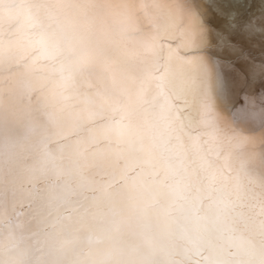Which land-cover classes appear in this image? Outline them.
<instances>
[{"label":"bare ground","instance_id":"obj_1","mask_svg":"<svg viewBox=\"0 0 264 264\" xmlns=\"http://www.w3.org/2000/svg\"><path fill=\"white\" fill-rule=\"evenodd\" d=\"M14 2L26 5L36 0ZM72 2L89 5L92 32L108 39L126 35L131 45L135 33L126 32L128 20L125 14L116 11V0ZM134 2L139 8L142 0ZM216 2L251 4L250 8L227 11L236 12L238 20L255 14L256 26L262 23L259 19L261 0ZM39 20L45 25L50 22L43 13ZM33 22L24 11L12 18H0V91L9 113L0 135L15 146L17 160L27 169L36 190L73 203L61 206L57 213L55 206L59 200H55L52 216L38 215L34 205L30 207L26 201L17 204L10 212V219L13 224H20L16 234L23 237L19 240L21 249L39 255L36 249L43 248L47 252L49 248L66 246L73 250L65 260V264H69L76 259V254L81 262L107 258L123 243L129 247L139 245L144 264H151L153 260L158 264H210L212 251L229 264H236L245 258L243 248L249 244L259 245V223L264 220V98L261 96L264 79L251 88L247 85L234 88L229 100L230 110L220 107L215 111L207 108L202 111L200 128L192 135L200 136L201 129L211 131L206 118L214 120L220 129L215 137H200V153L213 161L216 179L211 181L206 172L191 176L184 181L189 185L182 192L185 199H177L173 193L182 172L166 167L155 149L150 148L148 140L142 147L135 145L127 159L120 160L115 180L93 165L94 160L116 158L112 150L117 147L115 125L120 121V112L97 95V92L103 93L105 87L111 88V83L107 80L101 83L96 77L77 78L74 89L65 91L57 71L59 60L45 58L42 50L26 39L34 31L30 28ZM259 39L256 35L253 42ZM253 55L258 57L259 49L254 50ZM132 86L128 81V87ZM69 92L74 93V98L65 100L63 97ZM85 98L87 104L83 102ZM138 124L143 126V120ZM122 147L126 149L127 145ZM106 194H120L129 205L118 217L119 233L114 229L108 231L101 223L109 213ZM220 200L235 203L231 214L236 231L231 234L232 238L228 233L213 236L212 251L206 239L198 238L191 231L186 238L174 230L169 235L165 229L166 221L182 219L177 205L187 207L190 202L199 210L198 215L203 216L211 214ZM73 206L79 211L71 212L69 209ZM134 210H143V218L137 219ZM59 216H72L73 220H64L61 224L57 222ZM77 217L83 219L78 222ZM65 225L69 227H63ZM6 231L5 227V235ZM157 231L159 238L151 245L145 244L144 237ZM65 240L71 243L64 245Z\"/></svg>","mask_w":264,"mask_h":264},{"label":"snow or ice","instance_id":"obj_2","mask_svg":"<svg viewBox=\"0 0 264 264\" xmlns=\"http://www.w3.org/2000/svg\"><path fill=\"white\" fill-rule=\"evenodd\" d=\"M251 6L221 4L216 0H151L150 3L142 0L137 8L134 0H116V11L125 14L128 20L126 32L135 33L131 45L126 35L108 39L92 32L89 5L72 0H36L26 5L0 0V18H12L21 11L28 14L34 21L30 25L34 31L26 39L38 46L45 58L59 60L57 71L65 91L74 89L77 78L96 77L101 83L110 81L111 88L105 87L103 93L97 92V95L120 112V121L115 125L117 147L112 150L116 158L94 160L95 167L115 180L120 160H126L135 145L142 147L148 140L150 148L155 149L166 167L182 172H178L180 180L173 195L185 199L182 192L189 185L184 181L201 172H206L211 181H215L217 175L213 161L200 153V137H215L220 129L214 120L206 118L205 123L211 131L201 129L200 136L192 135L200 128L202 111L205 108L215 111L220 107L230 110L229 100L234 88L246 85L251 88L264 79V0L259 5L260 26H256L255 14L238 20L236 12L227 11ZM41 13L50 21L47 25L40 22ZM256 35L260 39L254 43ZM236 36L243 39L236 40ZM256 49H259L258 57L253 55ZM128 81L132 82V87H128ZM261 96L264 98V87ZM63 98L71 100L74 93L69 92ZM83 102L87 104V98ZM8 115L0 91V132ZM141 119L143 126L138 124ZM125 120L127 123H123ZM125 144L126 149L122 147ZM14 147L0 135V264H65L69 252L73 251L66 246L49 248L47 252L43 248L36 249L39 255L20 247L19 240L23 237L16 234L20 224H13L10 219V212L17 204L26 201L30 207L34 205L38 215L52 216L55 200H59L55 206L57 213L61 206H70L73 202L36 190L27 169L19 164ZM236 180L239 184V175ZM106 195L109 196V213L101 223L108 231L114 229L119 233L118 217L129 205L120 194ZM177 208L182 219L176 217L165 222L169 235L174 230L187 238L191 231L208 241L210 251L213 236L222 237L228 233L232 238L231 234L236 231L231 214L235 203L220 200L211 214L203 216L198 215L199 210L190 202L187 207L177 205ZM69 210L78 212L79 208L73 206ZM134 211L137 219L143 218V210ZM82 219L77 217L78 222ZM64 220L72 221L73 217L57 218L61 224ZM259 231V245L249 244L243 248L245 258L236 264H264V220L259 223ZM158 238L159 231L144 237V242L151 245ZM70 243L65 240L64 245ZM69 264H144V260L139 245L129 247L121 243L107 258L81 262L76 254V259ZM151 264L158 262L153 260ZM210 264L229 262L212 251Z\"/></svg>","mask_w":264,"mask_h":264}]
</instances>
